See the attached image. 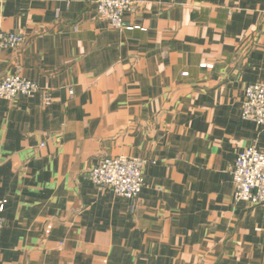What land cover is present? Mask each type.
I'll return each mask as SVG.
<instances>
[{"label":"crops","instance_id":"obj_1","mask_svg":"<svg viewBox=\"0 0 264 264\" xmlns=\"http://www.w3.org/2000/svg\"><path fill=\"white\" fill-rule=\"evenodd\" d=\"M0 12L26 37L0 47V81L53 97L0 98V264H264V206L233 181L239 153L264 148L242 117L264 82V0H135L119 29L97 0ZM120 156L149 161L135 211L90 178Z\"/></svg>","mask_w":264,"mask_h":264},{"label":"built area","instance_id":"obj_2","mask_svg":"<svg viewBox=\"0 0 264 264\" xmlns=\"http://www.w3.org/2000/svg\"><path fill=\"white\" fill-rule=\"evenodd\" d=\"M3 0H0V4ZM135 0H97V12L114 29L123 27V14L133 8ZM132 28V27H129ZM26 37L3 29L0 12V47L17 49L24 45ZM211 67V64H205ZM73 93V90L70 91ZM20 96H40L43 104L49 105L53 97L49 90L41 88L35 81L19 74L6 75L0 81V98L14 100ZM242 117L264 127V82L248 85L245 89ZM149 161L133 157H105L90 170V178L100 190H112L117 196L130 202L132 211L145 185V168ZM234 198L237 202L264 205V148L251 145L241 151L233 170ZM6 224L0 206V234ZM52 224L47 225L50 233Z\"/></svg>","mask_w":264,"mask_h":264},{"label":"rangeland","instance_id":"obj_3","mask_svg":"<svg viewBox=\"0 0 264 264\" xmlns=\"http://www.w3.org/2000/svg\"><path fill=\"white\" fill-rule=\"evenodd\" d=\"M264 206V205H263ZM47 233V232H46Z\"/></svg>","mask_w":264,"mask_h":264}]
</instances>
